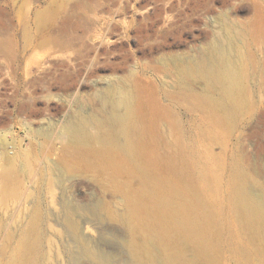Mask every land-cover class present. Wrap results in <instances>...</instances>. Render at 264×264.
I'll list each match as a JSON object with an SVG mask.
<instances>
[{
  "label": "rangeland",
  "instance_id": "rangeland-1",
  "mask_svg": "<svg viewBox=\"0 0 264 264\" xmlns=\"http://www.w3.org/2000/svg\"><path fill=\"white\" fill-rule=\"evenodd\" d=\"M225 30L248 32L238 109L177 70ZM128 83L135 154L69 146ZM130 243L140 264H264V0H0V264H128Z\"/></svg>",
  "mask_w": 264,
  "mask_h": 264
},
{
  "label": "bare ground",
  "instance_id": "bare-ground-1",
  "mask_svg": "<svg viewBox=\"0 0 264 264\" xmlns=\"http://www.w3.org/2000/svg\"><path fill=\"white\" fill-rule=\"evenodd\" d=\"M247 37L248 32L245 31L233 33L230 30H225L222 36L223 44L215 41L209 48V57L206 60L179 65L177 68L179 76L182 80H202L206 85V97L208 99L214 100L215 95H217L222 105L240 108L246 102L249 80V60H247V54L243 50ZM251 66L253 67V65ZM118 94L119 97L104 119L97 117L79 118L68 129L67 144L69 146L80 150L111 151L119 149L129 156L135 154L133 134L134 123L140 113V89L137 85L128 83ZM105 124L111 127L110 131H103L102 126ZM90 125L97 129V133L94 135L88 132ZM125 247L131 259L128 264H140L137 244H125ZM83 251L89 254L85 246H83ZM97 260L100 264H109V260L105 257L101 256Z\"/></svg>",
  "mask_w": 264,
  "mask_h": 264
}]
</instances>
